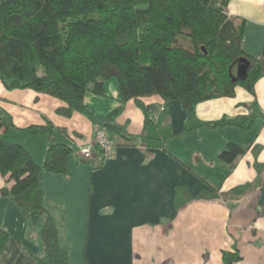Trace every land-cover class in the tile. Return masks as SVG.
<instances>
[{
	"label": "crops",
	"instance_id": "obj_1",
	"mask_svg": "<svg viewBox=\"0 0 264 264\" xmlns=\"http://www.w3.org/2000/svg\"><path fill=\"white\" fill-rule=\"evenodd\" d=\"M225 11L244 54L264 61V0H226ZM141 101L157 107L153 125L144 129L142 112L128 101L117 123L134 146L116 147L102 163L96 149L88 160L78 149L93 143L101 127L77 112L57 115L63 103L53 97L6 90L0 82V109L13 124L0 128L2 139L22 144L42 164L48 140L30 127L51 123L67 133L54 131L72 147L66 172H43L42 187L69 263L222 264V252L235 251L234 264H264V77L252 93L238 86L233 97L205 100L190 115L178 101ZM84 104L103 120L119 105L115 82L104 96L87 92ZM252 112L246 130L206 125ZM230 143L244 150L232 163L219 158ZM0 229L9 235L0 264H36L40 242L9 197H0Z\"/></svg>",
	"mask_w": 264,
	"mask_h": 264
},
{
	"label": "trees",
	"instance_id": "obj_2",
	"mask_svg": "<svg viewBox=\"0 0 264 264\" xmlns=\"http://www.w3.org/2000/svg\"><path fill=\"white\" fill-rule=\"evenodd\" d=\"M225 6L226 0H0V82L6 90L29 89L57 99L63 103L57 115H84L107 131L114 149L134 146V137L117 123L128 101L142 112L147 129L157 107L142 98L178 101L190 115L205 100L233 97L238 86L252 93L254 82L264 77V61L244 54L240 31ZM180 37L188 39V48ZM239 58L249 61L247 78L232 82ZM112 80L119 105L98 120L84 96H104ZM250 108L255 111L256 105ZM255 115L206 125L246 130ZM11 127L9 115L0 109V128ZM30 128L47 137L44 161L38 164L22 144L0 137V176L6 183L0 197H9L29 221L42 248L36 264H70L69 249L46 206L42 175L64 174L72 147L54 135L66 137L63 128L51 123ZM243 153L230 143L219 158L232 163ZM8 239L0 229V254ZM221 259L234 264L240 256L223 251Z\"/></svg>",
	"mask_w": 264,
	"mask_h": 264
},
{
	"label": "built area",
	"instance_id": "obj_3",
	"mask_svg": "<svg viewBox=\"0 0 264 264\" xmlns=\"http://www.w3.org/2000/svg\"><path fill=\"white\" fill-rule=\"evenodd\" d=\"M102 154V161L105 162L113 157L114 147L109 139L108 133L104 128L97 132L96 139L93 143L86 146H79V154L83 160L92 158L94 149Z\"/></svg>",
	"mask_w": 264,
	"mask_h": 264
},
{
	"label": "water",
	"instance_id": "obj_4",
	"mask_svg": "<svg viewBox=\"0 0 264 264\" xmlns=\"http://www.w3.org/2000/svg\"><path fill=\"white\" fill-rule=\"evenodd\" d=\"M248 68H249V61L246 58H239L235 75L230 74L231 81L237 82L240 80H245L247 78Z\"/></svg>",
	"mask_w": 264,
	"mask_h": 264
},
{
	"label": "rangeland",
	"instance_id": "obj_5",
	"mask_svg": "<svg viewBox=\"0 0 264 264\" xmlns=\"http://www.w3.org/2000/svg\"><path fill=\"white\" fill-rule=\"evenodd\" d=\"M179 42H180L181 46H183L185 48L189 47L188 39L186 37H180ZM30 233L34 234V232H32V231Z\"/></svg>",
	"mask_w": 264,
	"mask_h": 264
}]
</instances>
